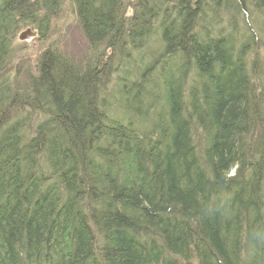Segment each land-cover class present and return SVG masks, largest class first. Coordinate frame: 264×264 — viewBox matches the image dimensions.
<instances>
[{"label":"trees","instance_id":"16d2710c","mask_svg":"<svg viewBox=\"0 0 264 264\" xmlns=\"http://www.w3.org/2000/svg\"><path fill=\"white\" fill-rule=\"evenodd\" d=\"M65 1L85 65L12 78ZM260 36L264 0H0V264H264Z\"/></svg>","mask_w":264,"mask_h":264},{"label":"rangeland","instance_id":"374dc122","mask_svg":"<svg viewBox=\"0 0 264 264\" xmlns=\"http://www.w3.org/2000/svg\"><path fill=\"white\" fill-rule=\"evenodd\" d=\"M236 2L237 0H234V3ZM241 8L245 13L237 14L238 19L241 18L240 22L245 21L250 27L253 26L256 18L252 12V5L249 2L247 8L245 6H241ZM130 12L131 10H128V13ZM36 26V24L29 23V25L21 27L11 42L14 56L6 70L8 74H11V77L15 75L18 79L23 80L32 69L31 66L34 64L37 54L48 46L57 50L72 65L82 67L85 65L89 57L88 44L69 1H65L57 15L47 22L46 31H42L43 36L38 34L40 31ZM26 29L36 31V37L20 41L18 35ZM260 38L258 37L256 41L259 45L264 46V36H260Z\"/></svg>","mask_w":264,"mask_h":264},{"label":"water","instance_id":"95a60500","mask_svg":"<svg viewBox=\"0 0 264 264\" xmlns=\"http://www.w3.org/2000/svg\"><path fill=\"white\" fill-rule=\"evenodd\" d=\"M36 34H37L36 31H31L30 29H26L24 32L19 33L18 39L20 41H24L26 39L29 40L36 37Z\"/></svg>","mask_w":264,"mask_h":264}]
</instances>
